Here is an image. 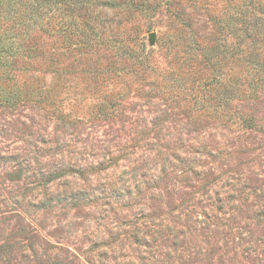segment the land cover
Listing matches in <instances>:
<instances>
[{"label": "rangeland", "instance_id": "374dc122", "mask_svg": "<svg viewBox=\"0 0 264 264\" xmlns=\"http://www.w3.org/2000/svg\"><path fill=\"white\" fill-rule=\"evenodd\" d=\"M62 5L0 8V264H264V0Z\"/></svg>", "mask_w": 264, "mask_h": 264}, {"label": "trees", "instance_id": "16d2710c", "mask_svg": "<svg viewBox=\"0 0 264 264\" xmlns=\"http://www.w3.org/2000/svg\"><path fill=\"white\" fill-rule=\"evenodd\" d=\"M12 1L13 0H5V2H4V0H0V8L1 9L3 8V11H5V10L7 11L8 6L10 5V3ZM19 2L21 3V6H24L25 10L27 11L26 15H23V17H20V16L18 17V21L21 24V23H24L25 19L29 18V19L35 20L39 16L42 17L44 14H46L48 12L49 5H53V4H57V3L62 2L63 3L62 10L71 11V9H74L72 11L75 12L76 9H79L78 6L80 5V3L83 5L85 2H87V0H19ZM78 3H79V5L76 6ZM12 10H13V8L9 9V11H12ZM5 20H6V17H5ZM65 22H67V21H65ZM52 25L54 28L57 27L53 22H52ZM64 27L67 28V26H64ZM59 29H61V28H59ZM59 29H57V30L59 31ZM101 38H103V37H101ZM109 42L110 43L114 42L115 44H117L116 43L117 40H115V39L109 40ZM114 43H112V44H114ZM115 46H117V45H115Z\"/></svg>", "mask_w": 264, "mask_h": 264}, {"label": "water", "instance_id": "95a60500", "mask_svg": "<svg viewBox=\"0 0 264 264\" xmlns=\"http://www.w3.org/2000/svg\"><path fill=\"white\" fill-rule=\"evenodd\" d=\"M155 37H156L155 33H151V34H150V38H151L152 40H154Z\"/></svg>", "mask_w": 264, "mask_h": 264}]
</instances>
